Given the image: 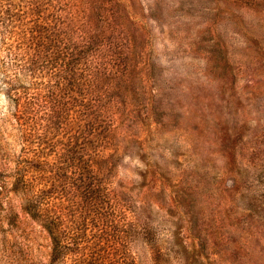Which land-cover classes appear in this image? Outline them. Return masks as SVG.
<instances>
[{
  "label": "rangeland",
  "instance_id": "374dc122",
  "mask_svg": "<svg viewBox=\"0 0 264 264\" xmlns=\"http://www.w3.org/2000/svg\"><path fill=\"white\" fill-rule=\"evenodd\" d=\"M4 4L21 16L0 23V264H52L26 210L44 140L51 163L70 135L90 151V126L42 120L55 75L33 61L37 30L51 57L65 51L58 68L88 69L74 96L91 103L99 169L136 223V264H264V0Z\"/></svg>",
  "mask_w": 264,
  "mask_h": 264
},
{
  "label": "trees",
  "instance_id": "16d2710c",
  "mask_svg": "<svg viewBox=\"0 0 264 264\" xmlns=\"http://www.w3.org/2000/svg\"><path fill=\"white\" fill-rule=\"evenodd\" d=\"M20 16L11 5L0 6V18L3 19L0 21L1 25L8 27ZM38 32L37 30L36 34L31 35L37 40L34 47L36 57L33 61L41 62L47 71L55 75V80L44 86L46 93L42 96H46L45 108L48 107V112L42 120L46 122V129L65 125H76L78 129L83 125L90 126V151L84 142L81 143L85 139L83 136L70 135L69 147L65 151L54 153L65 163H51L46 160L48 152L44 140L42 190L37 196L28 199L26 210L42 220V225L50 236L52 264H136L129 250L131 239L137 230L136 223L127 214L125 199L111 189L105 174L99 169L106 159L96 144L92 145L98 124L94 125V121L88 119L91 103L84 99L79 102L74 96L75 83L82 79L78 75L84 76V71L88 69L77 74L72 61L65 63L63 68H58L57 64L65 59V51H60L59 58L51 57L50 48L42 49V35L37 34ZM86 53V49L82 51L83 55ZM72 54L73 52L70 53ZM32 68V74L38 71L37 68ZM74 107H79L80 110L73 117L70 113ZM98 128L103 126L99 125ZM85 155H88L86 160ZM74 160L77 163L81 160L83 162L78 170L71 171L69 164H73ZM62 165L68 168L64 169ZM144 230L147 233L146 227Z\"/></svg>",
  "mask_w": 264,
  "mask_h": 264
}]
</instances>
